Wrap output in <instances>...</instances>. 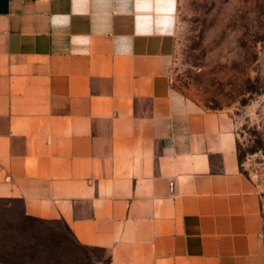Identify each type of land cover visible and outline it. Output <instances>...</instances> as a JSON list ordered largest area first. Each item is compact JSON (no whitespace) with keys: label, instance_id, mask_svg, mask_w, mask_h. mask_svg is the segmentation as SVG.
Returning <instances> with one entry per match:
<instances>
[{"label":"crops","instance_id":"obj_1","mask_svg":"<svg viewBox=\"0 0 264 264\" xmlns=\"http://www.w3.org/2000/svg\"><path fill=\"white\" fill-rule=\"evenodd\" d=\"M178 5L0 0V230L14 205L101 264H264L233 119L169 74Z\"/></svg>","mask_w":264,"mask_h":264},{"label":"rangeland","instance_id":"obj_2","mask_svg":"<svg viewBox=\"0 0 264 264\" xmlns=\"http://www.w3.org/2000/svg\"><path fill=\"white\" fill-rule=\"evenodd\" d=\"M169 74L206 109L229 115L241 170L262 197L264 239V0H178ZM4 215L0 258L6 264H101L102 249L78 244L65 223Z\"/></svg>","mask_w":264,"mask_h":264}]
</instances>
